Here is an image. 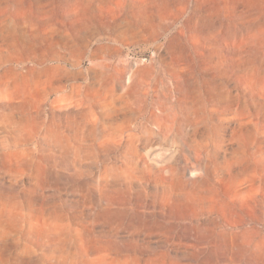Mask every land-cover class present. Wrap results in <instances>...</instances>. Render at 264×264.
<instances>
[{
  "label": "rangeland",
  "instance_id": "1",
  "mask_svg": "<svg viewBox=\"0 0 264 264\" xmlns=\"http://www.w3.org/2000/svg\"><path fill=\"white\" fill-rule=\"evenodd\" d=\"M37 1L79 24L0 39V264H264V0Z\"/></svg>",
  "mask_w": 264,
  "mask_h": 264
},
{
  "label": "crops",
  "instance_id": "2",
  "mask_svg": "<svg viewBox=\"0 0 264 264\" xmlns=\"http://www.w3.org/2000/svg\"><path fill=\"white\" fill-rule=\"evenodd\" d=\"M42 1V0H41ZM32 5L28 7H8L0 11V15L13 16L11 18H0V39L15 41V46H25L31 48L30 55L37 57V60L44 61L53 53V48L57 50L60 47L61 39V23L67 22L68 18H61L67 16L68 12L61 13L57 6L51 2L49 5H37V0H31ZM44 3V0L42 1ZM12 23L25 25L21 29H7V24ZM67 31V30H66ZM10 44L2 43L0 47H7ZM48 47L50 51H43L37 53L33 48Z\"/></svg>",
  "mask_w": 264,
  "mask_h": 264
},
{
  "label": "bare ground",
  "instance_id": "3",
  "mask_svg": "<svg viewBox=\"0 0 264 264\" xmlns=\"http://www.w3.org/2000/svg\"><path fill=\"white\" fill-rule=\"evenodd\" d=\"M135 1H137V3H139L138 0H135ZM200 1H201V0H200ZM206 1H208V0H206ZM209 1H210V0H209ZM153 2H154V1H153ZM203 2H204V0H203ZM210 2H212V4H213V1H212V0H211ZM169 3H170V2H169ZM175 3H176V2H175ZM200 3H201V2H200ZM206 3H207V2H206ZM208 3H209V2H208ZM208 3H207V4H208ZM166 4H167V2H166ZM177 4H178V3H177ZM179 4H180V2H179ZM204 4H205V3H204ZM214 4H215V3H214ZM164 5H165V3H164ZM167 5H168V4H167ZM202 6L205 7V5H202ZM207 6H208V5H207ZM137 7H138V6H137ZM162 7H163V6H162ZM214 7H215V5H214ZM166 8H167V7H166ZM208 8H209V11L212 10V9H210V7H208ZM212 8H213V7H212ZM203 9H204V8H203ZM133 10H134V9H133ZM133 10H131V11H133ZM138 10H139V9H138ZM161 10H162V9H161ZM169 10H170V9H169ZM206 10H207V9H206ZM71 11H72V10H71ZM136 11H137V10H136ZM141 11H142V10H141ZM148 11H149V10H148ZM148 11H147V12H148ZM204 11H205V9H204ZM209 11H208V12H209ZM214 11H216V10H214ZM147 12H145V14H146ZM205 12H206V11H205ZM68 13H69V12H68ZM140 13L143 14L144 12H140ZM206 13H207V12H206ZM210 13H211V12H210ZM210 13H209V14H210ZM73 14H74V13H69L66 17L68 18V21L70 22L71 26L74 28V27H75V23H76V24H79V23H78L79 21H77V20L75 19V17H74ZM133 14H134V13H133ZM148 14H149V13H148ZM148 14H147L146 16H148ZM150 14H151V13H150ZM157 14H158V13H157ZM209 14H207V15H209ZM211 14H212V13H211ZM161 15H162V14H161ZM140 16H141V15H140ZM153 16H154V14H153ZM153 16H152V17H153ZM76 17H77V16H76ZM134 17H135V15H134ZM134 17H133V18H134ZM152 17H151V18H152ZM159 17H160V16H159ZM148 18H149V17H148ZM162 18H164V17H162ZM77 19H78V18H77ZM80 19H82V18H80ZM82 20H83V19H82ZM133 21H134V20H133ZM135 21H136V20H135ZM141 21H142V19H141ZM153 21H154V20H153ZM209 21H210V20H209ZM147 22H149V21H146V23H147ZM150 22H151V21H150ZM150 22H149V24H151ZM133 23H134V22H133ZM143 23H144V22H143ZM143 23H142V24H143ZM152 23H153V22H152ZM129 24H131V22H130ZM246 24H248V26L250 25V23H246ZM258 24H259V23H258ZM130 26H131V25H130ZM258 26H259V25H258ZM243 27H244V26H243ZM260 27H261V26H260ZM132 28H133V27H132ZM232 28H234V27H232ZM235 28H236V27H235ZM262 29H263V31H264V27H263V26H262V28H261L260 30H262ZM132 30H133V29H132ZM231 30H233V29H231ZM236 30H237V29H236ZM258 30H259V29H258ZM258 30H257V31H258ZM134 31H135V30H134ZM138 31H139V30H138ZM199 31H200V30H199ZM132 32H133V31H132ZM261 32H262V31H261ZM239 33H240V32H239ZM247 33H248V32H247ZM252 33H253V32H252ZM252 33L249 32V34H252ZM135 34H136V33H135ZM249 34H248V35H249ZM253 34H254V33H253ZM136 35H137V34H136ZM138 35H139V34H138ZM192 35H193V34H192ZM192 35H191V36H192ZM208 35H209V34H208ZM237 35H238V34H236L235 36H237ZM244 35H245V34H244ZM258 35H259V34H258ZM262 35H263V34H262ZM245 36H247V35H245ZM205 37H206V36H205ZM208 37H210V36H208ZM247 37H248V36H247ZM177 38H178V37H177ZM190 38H191V37H190ZM206 38H207V37H206ZM242 38H243V37H242ZM244 38L246 39V37H244ZM261 38H262V37H261ZM261 38H260V39H261ZM263 38H264V37H263ZM245 39H244V40H245ZM248 39H249V38H248ZM213 40H214V39H213ZM253 40H255V38H254ZM261 40H262V39H261ZM172 41H173V40H172ZM204 41H205V40H204ZM206 41H207V40H206ZM259 41H260V40H259ZM177 42H178V40H177ZM194 42H195V41H194ZM196 42H197V44L200 43V42H198V41H196ZM251 42H252V41H251ZM254 42H255V41H254ZM171 43H172V42H171ZM256 43H257V42H256ZM260 43H261V42H260ZM173 44H174V43H173ZM194 44H195V43H194ZM207 44H208V43H207ZM246 44H247V43H246ZM176 45H177V44H176ZM176 45H175V46H176ZM191 45H192V44H191ZM198 45H199V44H198ZM232 45H233V44H232ZM241 45H243V43H242ZM170 46H171V45H170ZM172 46H173V45H172ZM175 46H174V47H175ZM178 46H179V45H178ZM192 46H194V45H192ZM201 46H202V45H201ZM204 46H206V45H204ZM204 46H203V47H204ZM228 47H229V46H228ZM238 47H239V46H238ZM194 48H196V47H194ZM206 48H207V47H206ZM234 48H235V47H234ZM173 49H174V48H173ZM196 49H197V48H196ZM203 49H205V48H203ZM235 49H237V48H235ZM180 50H181V49H180ZM201 50H202V49H201ZM241 50H243V49H241ZM169 51H170V49H169ZM171 51H172V50H171ZM174 51L176 52V50H174ZM246 51H247V50H246ZM177 52H178V49H177ZM195 52H196V51H195ZM240 52H241V51H240ZM241 53H243V52H241ZM241 53H240V54H241ZM173 54H174V53H173ZM178 54H179V53H178ZM238 54H239V53H237V55H238ZM198 55H199V53H198ZM188 56H189V55H188ZM213 57H214V56H213ZM198 58H199V57H198ZM200 58H201V57H200ZM202 59H203V58H202ZM203 61H204V60H203ZM189 63H190V61H189ZM202 63H203V62H202ZM210 63H212V62H210ZM240 63H241V62H240ZM200 64H201V63H200ZM234 64H235V61H234ZM221 65H222V64H221ZM238 65H239V64H238ZM239 66H240V65H239ZM213 67H214V66H213ZM234 67H235V66H234ZM240 67H241V66H240ZM215 68H216V67H215ZM202 69H203V68H202ZM211 70H212V69H211ZM219 70H220V69H219ZM217 71H218V70H217ZM255 76H256V75H255ZM244 78H245V77H244ZM257 79H258V78H257ZM245 81H246V79H245ZM263 81H264V80H263ZM261 82H262V81H261ZM261 82H260V83H261ZM258 83H259V82H258ZM256 85H257V84H256ZM260 85H261V84H260ZM247 86H248V85H247ZM247 86H246V87H247ZM247 90H248V88H247ZM249 90H250V89H249ZM249 90H248V91H249ZM258 91H259V90H258ZM215 92H216V91H215ZM215 92H214V93H215ZM219 92H220V91H218V93H219ZM251 92H252V91H251ZM253 94H254V92H253ZM217 96H218V95H217ZM257 99H258V98H257ZM222 104H223V103H222ZM259 106H260V107H259L260 112H262L263 115H264V103L261 104V105H259ZM233 110H234V109H233ZM223 111H225V110H223ZM243 116H244V115H243ZM250 192H251V191H250ZM250 192H249V193H250ZM246 193H247V192H246ZM249 193H248V194H249ZM244 194H245V193H244ZM244 194H243V195H244Z\"/></svg>",
  "mask_w": 264,
  "mask_h": 264
}]
</instances>
